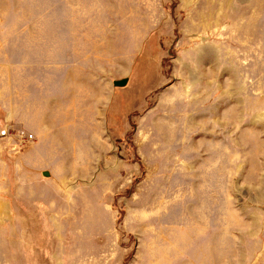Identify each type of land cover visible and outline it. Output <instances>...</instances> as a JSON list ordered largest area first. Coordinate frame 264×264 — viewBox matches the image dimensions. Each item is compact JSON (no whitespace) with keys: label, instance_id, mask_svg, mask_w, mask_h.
I'll return each instance as SVG.
<instances>
[{"label":"rangeland","instance_id":"1","mask_svg":"<svg viewBox=\"0 0 264 264\" xmlns=\"http://www.w3.org/2000/svg\"><path fill=\"white\" fill-rule=\"evenodd\" d=\"M0 264H264V0H0Z\"/></svg>","mask_w":264,"mask_h":264},{"label":"water","instance_id":"2","mask_svg":"<svg viewBox=\"0 0 264 264\" xmlns=\"http://www.w3.org/2000/svg\"><path fill=\"white\" fill-rule=\"evenodd\" d=\"M127 79H120L113 82V84L117 87H122L126 84ZM43 175L48 176V172H44Z\"/></svg>","mask_w":264,"mask_h":264},{"label":"built area","instance_id":"3","mask_svg":"<svg viewBox=\"0 0 264 264\" xmlns=\"http://www.w3.org/2000/svg\"><path fill=\"white\" fill-rule=\"evenodd\" d=\"M27 138H32V135H29V137H27Z\"/></svg>","mask_w":264,"mask_h":264}]
</instances>
